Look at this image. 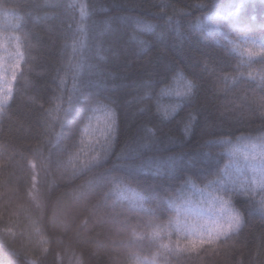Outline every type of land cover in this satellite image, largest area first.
I'll return each mask as SVG.
<instances>
[{"label":"trees","instance_id":"16d2710c","mask_svg":"<svg viewBox=\"0 0 264 264\" xmlns=\"http://www.w3.org/2000/svg\"><path fill=\"white\" fill-rule=\"evenodd\" d=\"M253 146L264 0H0V264H264Z\"/></svg>","mask_w":264,"mask_h":264},{"label":"rangeland","instance_id":"374dc122","mask_svg":"<svg viewBox=\"0 0 264 264\" xmlns=\"http://www.w3.org/2000/svg\"><path fill=\"white\" fill-rule=\"evenodd\" d=\"M242 157L241 169L251 176V179L258 181L259 186L264 184V149L253 146V148H242L239 150ZM238 169V166H237ZM208 195V194H207ZM206 193L203 198L196 201L193 210H189L185 213L186 221L193 225L200 227H210L215 223H218L222 218H226L230 215V212L226 204L217 199H213L211 196H207ZM189 223V224H190Z\"/></svg>","mask_w":264,"mask_h":264}]
</instances>
